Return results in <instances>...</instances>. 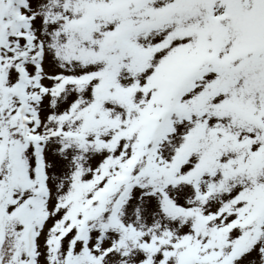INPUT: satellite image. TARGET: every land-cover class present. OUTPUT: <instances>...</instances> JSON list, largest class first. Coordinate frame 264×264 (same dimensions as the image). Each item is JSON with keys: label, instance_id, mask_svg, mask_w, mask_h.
Listing matches in <instances>:
<instances>
[{"label": "snow or ice", "instance_id": "snow-or-ice-1", "mask_svg": "<svg viewBox=\"0 0 264 264\" xmlns=\"http://www.w3.org/2000/svg\"><path fill=\"white\" fill-rule=\"evenodd\" d=\"M0 264H264V0H0Z\"/></svg>", "mask_w": 264, "mask_h": 264}]
</instances>
